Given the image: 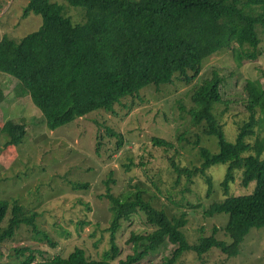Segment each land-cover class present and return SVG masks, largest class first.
I'll return each mask as SVG.
<instances>
[{
  "label": "trees",
  "instance_id": "16d2710c",
  "mask_svg": "<svg viewBox=\"0 0 264 264\" xmlns=\"http://www.w3.org/2000/svg\"><path fill=\"white\" fill-rule=\"evenodd\" d=\"M68 6L80 8L84 21L75 24L63 14L62 5L50 0H28L23 16H40L38 29L15 39L0 35V73L12 76L21 85L43 116L45 126L54 130L91 112L118 114L117 106L129 110L141 102V91L175 83L189 84L200 76L203 62L214 53L230 50L235 61L255 60L264 39V0H63ZM263 81L247 80L245 108L248 120L242 124L234 142L225 138L222 127L213 113L215 103H221V78L213 74L190 93L188 110L192 124L202 127L207 136H215L218 150L198 145L200 166L188 168L171 159L178 180L188 183L200 175L207 184V197L212 181L206 175L215 165H225L219 183L225 198L203 208V216L212 218L226 214L228 220L221 228L227 240L216 237L217 228L209 236L189 243L184 234L187 214H176L169 208H157L146 197L147 190L135 186L130 196L119 198L111 194L107 181V198L112 214L109 228L111 248L103 256L93 258L81 247L66 255L56 254L37 258L29 247L15 248L18 254H30L18 264H113L120 249L116 243L123 222L141 214L149 231L132 233L127 240L133 248L120 264H136L164 243L174 245L164 256L163 264H177L186 251L201 256L211 248L228 255L239 251L240 244L253 228H264V136L252 143L245 137L254 133L253 126L264 117ZM226 105L229 102H224ZM259 114L257 118V114ZM9 137L3 146L18 145L26 133L24 122L8 126ZM118 136L116 148L123 145ZM154 145L171 147L161 138L153 137ZM99 145L100 142H97ZM197 143V139L194 141ZM252 154L244 156L247 150ZM98 150V146L96 148ZM243 168L241 186L251 191L229 195L235 173ZM252 183L254 186H252ZM85 189L87 185L74 186ZM9 213L6 226L1 227ZM36 213L27 215L15 200H0V245L13 237L25 225L34 238L50 242L39 233ZM53 245L52 243H50Z\"/></svg>",
  "mask_w": 264,
  "mask_h": 264
},
{
  "label": "rangeland",
  "instance_id": "374dc122",
  "mask_svg": "<svg viewBox=\"0 0 264 264\" xmlns=\"http://www.w3.org/2000/svg\"><path fill=\"white\" fill-rule=\"evenodd\" d=\"M28 0H0V35L18 39L41 25L40 16H23ZM62 5L63 14L75 24L84 21L80 8L68 6L63 0H50ZM255 60L238 64L230 50L214 53L203 62L200 76L189 84L175 83L141 91V102L129 110L117 106L118 114L91 112L54 130L48 129L39 109L29 96L22 93L21 85L12 76L0 73V200L18 202L27 215L36 213L35 224L39 233L50 242L34 238L25 225L0 245V264H18L27 255L18 254L15 248L29 247L37 258L56 254L66 255L81 247L93 258L103 256L111 248L110 225L112 214L107 198L109 183L112 195L125 198L135 191V186L147 190V199L157 208L185 212L187 224L184 234L189 243L209 236L217 228L216 237L227 240L221 228L228 216L219 214L212 218L203 216L209 203L225 198L219 183L226 167L215 165L206 175L212 181V192L207 197V184L200 175L191 182L181 177L177 183L171 159L188 168L200 166L198 145L211 152L218 150L215 136H207L200 125L192 124L189 117L190 93L193 88L217 74L221 78V103H215L213 113L218 119L225 138L234 142L240 127L248 120L245 108L247 80L256 84L263 81L264 39ZM224 102H229L226 105ZM258 118V113L256 112ZM24 122L26 133L18 145L3 146L8 139V126ZM123 135V145L116 148L118 136ZM254 133L245 137L253 144L256 137L264 136V117L253 126ZM168 141L171 147L154 145L152 138ZM197 139V143L194 141ZM100 142L99 145H97ZM98 146V150H96ZM249 149L244 156L252 154ZM264 156V148L260 157ZM243 168L235 175L229 195H243L250 189L241 186ZM87 185L85 189L74 187ZM252 186L254 184L252 183ZM3 220L1 227L6 226ZM141 214L123 222L117 234L119 253L112 259L120 264L133 248L127 243L132 233L149 231ZM52 243L53 245H51ZM174 245L166 242L156 251L136 264H163L164 256ZM177 264H264V228H253L234 255L211 248L201 256L193 251L184 252Z\"/></svg>",
  "mask_w": 264,
  "mask_h": 264
},
{
  "label": "crops",
  "instance_id": "0c3cea01",
  "mask_svg": "<svg viewBox=\"0 0 264 264\" xmlns=\"http://www.w3.org/2000/svg\"><path fill=\"white\" fill-rule=\"evenodd\" d=\"M1 76V75H0ZM9 77V76H8Z\"/></svg>",
  "mask_w": 264,
  "mask_h": 264
}]
</instances>
